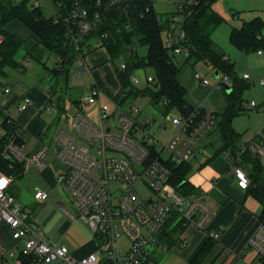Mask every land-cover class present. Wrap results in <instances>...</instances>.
<instances>
[{"label": "built area", "instance_id": "1", "mask_svg": "<svg viewBox=\"0 0 264 264\" xmlns=\"http://www.w3.org/2000/svg\"><path fill=\"white\" fill-rule=\"evenodd\" d=\"M82 1L74 0L71 11L79 35L71 34L70 44L76 49L81 38L96 28L101 18L96 11L92 19H88ZM116 1L110 0L107 5ZM59 4L56 1V5ZM183 5L182 0L178 1L169 15L162 39L170 54L188 57L189 49L183 45L186 40ZM108 35L109 32H102L98 38L86 43L90 48L102 47ZM2 39L0 35V42ZM223 58L226 59L225 56ZM73 64L83 70L89 69L81 54ZM114 70H127L123 55ZM219 76L220 81L231 84L226 73ZM125 77L126 86L117 77L119 87L109 99L112 105L99 102L102 91L92 80L88 92L76 100L68 121L57 127L53 136L54 146L50 148L64 164L57 181L64 185L73 207V210L62 207L61 211L69 220L80 219L88 226L93 233L94 248L83 256H75L66 245L45 239L41 227L31 222L28 213L14 203V197L7 191L9 177L0 176V218L17 242L7 251L16 264H159L154 260L153 252L158 247L168 248L165 237L174 236V245L183 247L187 238L180 237V232L185 227L205 230L213 215L212 209L197 192L184 194L171 184L170 164H181L202 155V140L216 126V111L201 103L192 106L191 111L185 114L171 108L177 112L170 117L165 115L171 129L167 130L164 123H157V133L168 131L167 136L161 138L150 128L154 119L141 122L137 119L136 106L125 105L129 95L127 88L135 87L139 81L133 71ZM243 77H248V74L244 73ZM193 78L201 85L209 83L200 71H194ZM145 79L155 85L153 75H146ZM46 90L49 92L51 88ZM31 103V99L25 96L19 108L24 109ZM157 103L163 115L169 112H164L167 98H160ZM249 104L253 105L254 101ZM93 105L95 108L87 112L85 106ZM24 131V126L16 125L6 138L4 154L7 158L32 162L41 168L48 147L43 145L29 154L17 142ZM263 141L264 134L257 139L240 141L238 152L229 156L228 169L242 188L248 185L249 178L240 164L241 153L260 150ZM138 184L146 189V194ZM46 197L47 192L35 190L34 198L43 200ZM261 216L248 239V246L256 257L254 264H258V259L264 260V211ZM164 228L169 235L163 233ZM173 232L177 234L173 235ZM206 235L215 239L219 232L206 231Z\"/></svg>", "mask_w": 264, "mask_h": 264}, {"label": "crops", "instance_id": "2", "mask_svg": "<svg viewBox=\"0 0 264 264\" xmlns=\"http://www.w3.org/2000/svg\"><path fill=\"white\" fill-rule=\"evenodd\" d=\"M28 1L33 5H38L44 17L52 16L56 12L53 0L51 1L54 12L52 11L53 14L50 15L43 12L44 5L40 0ZM178 1L181 0H160V3L167 5L166 10L161 13L158 12L161 14L162 20L167 22L166 24H168V17L175 10ZM211 7L223 18L218 24L222 27L219 29L226 39L223 41L213 36L218 30L219 25L217 24L218 26L214 27L215 29L210 33L212 48L218 53H223V57L225 56L228 61L232 62L234 80L237 85L243 87L240 93L242 104L237 105V112L231 118V127L239 135V142L257 139L264 134V82H260L261 79L264 80V50L241 51L230 41L229 34L232 27H240L243 22L259 17L262 19L261 36L264 38V0H214ZM3 28L22 40L21 47L18 49H22V53H17L18 50L15 53V58L20 62L19 66L4 67V74H0V144L3 142L7 131L15 124L25 127V131L18 136L17 142L29 154L43 145L47 146L48 149L43 155L44 165L41 168L36 167L32 162L22 161L20 162V170L16 173L6 172L0 166V176L9 177L6 186L7 191L14 197V203L28 213L31 222L41 227L43 231L47 228V231H44L45 239L64 244L70 249L69 246L74 244L70 243L75 240L71 228L77 219L71 221L61 211L62 207L70 209V207L64 206V201H67L62 196L57 184L59 183L57 175L65 167L63 162L51 152L50 148L54 146L53 136L57 127L65 124L66 120L68 121L76 100L81 99L84 95L80 98H71L67 95L66 90L59 86L60 82L67 86L69 73L67 78H64L63 75L59 77L54 75L55 84H51L45 79L52 73V68L57 66L59 59L56 56L53 67L48 66L49 55L47 51L40 46L37 38L22 21L18 18H11L6 21ZM97 48H103L106 52V64L113 74V79L119 84L120 80H118L114 70L116 61L110 60L104 47ZM97 48L88 54H82L84 63L89 69L83 70L79 66L76 67L75 64L72 65L77 68L78 74L88 72L91 78L93 77L92 80L97 83L102 91L99 102H104L102 99L103 87L91 73V68L97 67L99 64L102 65V62L90 64L87 60V55ZM170 56L172 61L179 66L176 77L186 90L184 95L186 103L189 106L201 103L219 114L223 113L229 102L228 93L232 89V81L230 85L220 81L219 75L222 73L217 69H212L217 81L212 82L209 79L208 84L201 85L193 78L192 68L197 61L181 54H170ZM69 69L70 67H68V71ZM244 73H247L248 77H243ZM48 87L51 88L49 92L46 90ZM116 91L107 96L108 100ZM25 96L29 97L32 103L24 109H20L19 105ZM251 100L254 101L253 105L249 104ZM94 108L95 105L85 106L87 112ZM170 111H174L173 114L177 113L175 109ZM169 112L164 116L168 115ZM158 134L166 137L168 131H161ZM202 142L204 145L202 155L189 161L192 168L188 173V182L212 209L213 215L205 230H196L192 226H187L180 232L187 237L185 247L189 246L191 249L187 264L206 241V231L212 230L218 231L219 235L215 238V245L204 260V264H213L216 258L218 264H254L256 257L254 251L248 246V239L262 219V212L261 202L250 185L252 179L258 175L264 179V141L261 149L253 152L256 155L259 170L252 165L249 167L250 182L245 188L237 184L234 175L228 169L230 153L224 149V140L218 127L215 126L203 138ZM0 152H2L0 155L2 154L3 158L9 159L5 156L4 149ZM46 155L47 161L45 160ZM21 179L28 180V183L29 181L32 182L29 195L25 197L21 196L20 190L17 188V182ZM59 184L65 189L62 183ZM37 189L47 192V197L43 200L34 198V192ZM174 234L177 233L173 232ZM172 237L174 238V236ZM164 240L168 248L175 246V243L169 244L168 237H165ZM16 243L0 218V264H16L7 253L8 249ZM93 248L94 239L92 236V243H85L81 251L75 250V254L83 256ZM210 254H213L212 261L207 262Z\"/></svg>", "mask_w": 264, "mask_h": 264}, {"label": "trees", "instance_id": "3", "mask_svg": "<svg viewBox=\"0 0 264 264\" xmlns=\"http://www.w3.org/2000/svg\"><path fill=\"white\" fill-rule=\"evenodd\" d=\"M56 1L59 5H56ZM99 1V3H97ZM110 0H83L82 4L87 9V18L98 11L100 23L89 34L83 36L76 49L70 44V35L78 34L77 23L71 16L74 0H53L56 7L54 15L44 17L38 5L30 4L28 0H0V74H4V67H17L20 62L15 58V53L21 47L22 40L4 30L3 26L11 18L22 21L37 38L40 46L47 52H53L60 59L59 66L52 68L53 75L67 78L68 67L79 54H87L97 47L90 48L86 42L98 38L102 32H109L103 46L112 62L118 56L123 55L127 62V70H115L117 77L126 86L129 72L137 68L150 67L155 78V90L148 86L141 90L129 87L128 92L148 93L155 102L160 98H167L168 104L164 112L175 108L180 113H189L192 106L185 101L186 90L177 80L179 66L172 61L170 53L164 47L162 33L167 22L152 5L151 0H118L113 5H107ZM184 29L186 40L184 46L189 49V56L194 61H202L212 69L226 73L232 81V89L228 93V105L223 113L216 112L220 134L224 140V149L230 156L238 152L239 135L231 127V118L237 112V105L242 104L240 93L243 87L237 85L233 77L232 62L223 58V53L212 48L210 30L222 21V17L215 12L211 3L214 0H182ZM107 5V8L104 6ZM56 19V21H55ZM262 19L255 17L242 23L240 27H232L229 34L230 41L241 51L264 50V38L261 36ZM79 35V34H78ZM80 39V37H79ZM132 47L133 50L131 49ZM145 51L141 52L140 48ZM129 49H131L129 53ZM82 55V56H83ZM114 64V63H113ZM115 65V64H114ZM16 128L14 124L6 133L0 144L3 151L7 136ZM18 141V138H17ZM238 141V142H237ZM2 153V152H0ZM22 161L6 159L0 155V166L6 172H18ZM241 166L246 170L252 165L258 169L256 155L250 151L241 153ZM171 184L182 193L196 192V189L188 182V173L192 168L189 161L181 164H170ZM259 170V169H258ZM254 177L251 188L261 202V212L264 211V179ZM249 178V175H248ZM250 182V181H249ZM168 234L167 228L163 229ZM169 244L175 243L176 239L168 236ZM216 240L207 238L189 260L188 264H204ZM258 264H264V260L258 259Z\"/></svg>", "mask_w": 264, "mask_h": 264}, {"label": "rangeland", "instance_id": "4", "mask_svg": "<svg viewBox=\"0 0 264 264\" xmlns=\"http://www.w3.org/2000/svg\"><path fill=\"white\" fill-rule=\"evenodd\" d=\"M40 1L43 2V5H44L43 12L46 15L53 14L54 6H53L52 1L51 0H40ZM151 1L157 12L161 13L163 10L167 9V5H164V3H160V0H151ZM29 3L32 4L30 1ZM218 25L214 27H217ZM214 27L210 30V33H212L213 29H215ZM219 28H222V27H220L219 25L218 30L216 31V33H214L213 36H215L217 39L226 41V39H224L225 37L224 34ZM140 51L144 52L145 49L142 47L140 48ZM19 52L22 53V49L18 50L17 53ZM47 54L49 55L47 59V64L49 67H53L55 60H56V55L53 52H47ZM106 59H107V54L103 48H97L94 52L87 55V60L90 64L94 62H97V63L102 62V65L99 64L97 67L96 66L92 67L91 73L98 80L99 84L103 87V94H102L104 96V97L102 96L103 101L107 102L109 105H112L110 100H108L107 96L111 95L113 91H116L118 89L119 84L113 79V74L111 70L109 69V66L106 64ZM115 61L117 62L118 59H116ZM69 67H70L69 79H68L67 86H64L63 83L61 82L59 86H61L62 89H65L67 95L70 96L71 98H80L88 92L89 85L92 82L93 77L91 78L88 72L78 74L77 68L72 64ZM192 70L193 72L202 71L206 75V77L210 79L212 82L217 81L216 75L213 74L212 68L208 64L202 61L196 62L193 65ZM134 75L139 78V81L134 85L138 90H141L147 86L152 90L156 89V87L153 84L148 83L145 79L146 75H153V70L150 67L137 68L134 70ZM45 79H47L49 83L55 84L56 78L52 73L46 76ZM131 104L135 105L138 110L137 119L141 122H144L146 119H154L153 121L154 124H152L150 127L151 130L155 131L156 134L159 135L161 138H164L162 134L157 133V130H156L157 123H160V122L164 123L167 126V130L171 129V126L170 124L167 123V119L161 113L162 111L161 106L157 102L152 100V96L148 93L130 92L128 97L125 100V105L128 106ZM173 113L175 112L170 111L168 114V117H170ZM47 158L48 157L46 155L45 156L46 161H47ZM21 180L17 182V188L20 190L21 196L25 197L29 195V190L31 189L30 186L32 187V182L29 181L28 183V180L26 179H21ZM57 184L59 185L58 188L60 189L62 196L67 201V202L64 201V204H65L64 206L70 207V209L73 210V207L68 202L67 192L65 191V189L63 188L61 184L59 183ZM138 186L144 192V194H146V189L141 184H138ZM82 222H83L82 220L77 219L73 227L71 228L72 229L71 233L75 240L74 242L72 241L70 243V244L72 243L74 244L69 246L70 248L69 250L75 256H78L75 254V250L81 251L85 243H88V244L92 243L93 233L88 228V226L86 224H83ZM45 230L47 231V228H45L44 231ZM180 237L187 238L186 236L182 235V233H180ZM207 238H210V237H207ZM120 242L123 243L124 240H121ZM185 245L183 247L173 246L171 248H166V249H162L158 247L157 250L153 252V258L159 264H187L188 258L191 255V249L189 248V246L185 247ZM212 258H213V254L212 255L210 254V256L207 258L206 261L207 262L212 261L211 260ZM44 264H52V263H44ZM213 264H218L217 258L216 260L213 261Z\"/></svg>", "mask_w": 264, "mask_h": 264}, {"label": "water", "instance_id": "5", "mask_svg": "<svg viewBox=\"0 0 264 264\" xmlns=\"http://www.w3.org/2000/svg\"><path fill=\"white\" fill-rule=\"evenodd\" d=\"M217 72L215 71V74H216Z\"/></svg>", "mask_w": 264, "mask_h": 264}]
</instances>
